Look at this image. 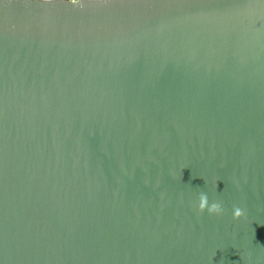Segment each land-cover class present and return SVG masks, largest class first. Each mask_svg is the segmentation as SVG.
<instances>
[{"label":"water","instance_id":"obj_1","mask_svg":"<svg viewBox=\"0 0 264 264\" xmlns=\"http://www.w3.org/2000/svg\"><path fill=\"white\" fill-rule=\"evenodd\" d=\"M0 264H264V0H0Z\"/></svg>","mask_w":264,"mask_h":264},{"label":"clouds","instance_id":"obj_2","mask_svg":"<svg viewBox=\"0 0 264 264\" xmlns=\"http://www.w3.org/2000/svg\"><path fill=\"white\" fill-rule=\"evenodd\" d=\"M42 4H54L58 0H38ZM64 4L71 5L74 8L83 10L87 6H104L109 5L111 0H62ZM197 211L199 213H204L207 211L209 215H221L224 211L221 203L212 202L209 203L207 194L201 193L198 196ZM246 215L245 210L240 207L233 208L232 218L233 220H239Z\"/></svg>","mask_w":264,"mask_h":264}]
</instances>
